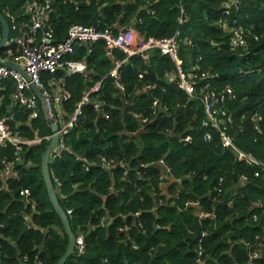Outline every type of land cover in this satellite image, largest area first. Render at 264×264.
<instances>
[{
    "label": "trees",
    "instance_id": "obj_1",
    "mask_svg": "<svg viewBox=\"0 0 264 264\" xmlns=\"http://www.w3.org/2000/svg\"><path fill=\"white\" fill-rule=\"evenodd\" d=\"M30 1L0 0V13L9 9L21 16ZM89 1L88 6L78 3L75 7L71 0L66 4L53 0L54 12L47 24L55 42H61L72 25L111 29L116 34V22L123 26L135 16L144 40L165 39L179 32L184 70L198 63L202 72L216 76L214 89H232L235 97L225 106L231 115L228 133L239 150L264 164V0H238V8L232 6L233 0H124V6L116 0H101L98 4L97 0ZM180 8L184 11L182 24L178 21ZM226 8L229 15L223 16ZM219 20L247 35L246 48L232 50L231 35L218 24ZM81 48L76 49L73 59L85 60L88 74L66 78L70 97L63 102V109L71 113L83 92L100 81L101 90L91 99L104 102L106 107L97 111L92 105L86 106L79 125L64 140L74 154L88 159L89 170L84 171L74 155L66 153L50 164L51 177L61 183L59 194L66 197L65 201L60 199V204L64 210H73L71 230L75 236L83 234L86 245L83 256L71 257L66 264H199L202 232L206 234L202 239V264H247L249 250L245 243L254 244L256 235L264 237V211L255 209L264 207V179L254 178V168L223 150L216 134L210 143L203 140L201 104L190 101L176 85L165 80V74L174 69L169 57L152 50L147 64L140 57L128 59L119 69L125 90L121 93L108 76L114 67L104 45L94 44L87 56L86 47ZM113 57L116 62L125 60L117 51ZM237 58L257 68L236 72L232 77H217ZM50 80L48 74L41 75L45 87ZM5 88V95L13 91L10 84ZM154 101L158 102L155 111ZM123 107L126 110L122 117ZM3 111L2 106L0 117ZM103 113L110 120H104ZM134 115L148 119L149 124L141 127ZM39 120L22 129V136L31 139L37 132L41 137V128L50 135L45 121ZM187 137L189 142H180ZM47 144L44 141L25 148L21 164L14 168V179L5 186L0 177V264H22L23 257L28 258V264H34L36 258L44 264H56L67 248L68 238L49 203L40 173ZM11 157L10 148H0V161H10ZM102 157L110 164L124 163L125 170L116 168L108 173L100 166ZM162 158L171 168L172 178L180 181L168 182L167 194L162 193L158 181L163 170L156 164ZM241 174L249 177L243 187L238 183ZM220 179L223 183L218 194L214 189ZM22 190L30 192L35 211L20 198ZM197 201L199 210L214 218L201 221L196 209L178 212L184 203ZM138 212L142 227H132L130 239L138 247L132 250L118 228L125 222L133 224L134 218L124 217ZM28 215L33 228H27L24 221ZM104 217L110 223L101 226ZM255 250L260 259L254 264H264V248Z\"/></svg>",
    "mask_w": 264,
    "mask_h": 264
},
{
    "label": "built area",
    "instance_id": "obj_2",
    "mask_svg": "<svg viewBox=\"0 0 264 264\" xmlns=\"http://www.w3.org/2000/svg\"><path fill=\"white\" fill-rule=\"evenodd\" d=\"M232 6L238 8V0L231 2ZM52 3L47 0H31L24 7L27 21L25 26L18 25L17 20L10 15L6 10V19L9 25V37L2 50V58L0 62H9L17 67L11 69L4 65H0V108L3 106L2 118L0 119V148L12 150L10 161H0V166L3 168L0 171V177L5 184L15 177L14 168L19 166L22 161L23 150L25 148L37 147L44 141L50 140L51 135L44 138L38 136L35 132L31 139H28L21 134V130L25 127L30 128L31 123L40 119L43 114L42 104L36 95L34 88L39 92L45 104L49 107L53 119L58 125V141L54 150L49 156L50 164L59 159L62 154H72L75 160L79 162L84 171H88L91 167L88 159L83 155L74 154L68 146L65 145V138L79 125L83 109L92 105L97 111L106 107L104 102L92 101L93 93H98L101 90L102 81L85 90L79 102L74 107L71 113H66L63 109V102L68 101L70 92L66 86V78L72 75H80L86 77L88 67L85 62L74 60L76 56L77 46L86 47V56L91 53L92 46L97 43L104 45V52L107 57H112L114 52H120L125 56V60L115 64L114 68L109 72V78L113 79L115 87L119 92L125 90L120 83L119 69L124 62L132 57H140L146 64L149 60V53L152 50H158L163 56L170 58L174 65L171 72L165 74V80L169 84H174L183 92L189 99L198 101L203 109L204 118L201 122V127L204 130L203 140L207 143L213 141V135L216 134L219 140V145L223 150L231 152L237 161L243 162L246 166L254 168L253 177L256 179H264V164L257 161L252 155L239 150L233 143L232 138L228 133L231 123V115L226 110V103L234 99V94L231 88L227 87L221 92L213 88V80L216 76L202 72L199 64L192 65V69L184 70L180 61L179 51V32L165 39L148 38L140 42L135 41L134 31L131 29L119 33H113L111 29L99 30L96 27H84L81 25H72L67 32L66 37L61 42H55L53 39V31L48 26V11L51 9ZM229 8L224 9L223 16H228ZM184 20V11L180 8L179 23ZM218 24L223 27L230 36V47L232 50L246 48L247 35L239 32L236 28H228L226 22L221 20ZM256 39V38H255ZM243 64V63H242ZM201 71V72H200ZM239 74L248 71L237 69ZM43 73L51 76V80L47 87L41 81ZM56 75H58L56 77ZM10 84L13 87L11 95V103L9 106H4L7 96L5 85ZM149 89V87H146ZM158 102L154 101L152 109L155 111ZM141 127L149 124L148 119L141 115H134ZM104 120H110L108 114L103 113L101 116ZM47 125V124H46ZM169 133V131H167ZM190 137L180 140V142H189ZM30 165V164H29ZM158 167L163 170L158 181L161 185H165L172 178L171 168L167 166L165 158L157 162ZM31 166V165H30ZM100 166L108 173L116 168L125 170V164L118 162L116 165L110 164L105 158L100 159ZM141 168H145L141 166ZM127 175L126 171L123 173ZM141 179V177H138ZM53 184L58 192V198L65 201L66 197L60 193L61 183L55 178H52ZM180 181H178L179 183ZM223 179H220L217 187L214 189L218 194L221 193ZM240 187L246 186L249 183V177L241 174L238 177ZM112 188H110L111 190ZM163 192V190H162ZM22 201L30 207L31 211H35L34 204L30 202V192L22 190L20 192ZM161 202V201H160ZM161 204V203H160ZM200 202L184 203L180 209L181 212L189 209L198 211V218L202 221L207 218H214V215L205 211H200ZM255 206V205H254ZM255 209L264 211L262 205L256 206ZM179 210V209H178ZM67 217L70 219L73 213L71 208L64 210ZM140 212L129 214L134 218V223L129 225L126 222L118 228V232L126 236V242L131 244L132 250H137L138 247L130 239L132 227L141 228L142 224L139 220ZM256 220V215L253 216ZM27 228H33L30 225V215L24 217ZM110 219L104 217L101 226L109 224ZM1 227V226H0ZM40 233H44L42 230ZM264 234V229L262 230ZM205 232L201 233L199 238V248L197 251L198 263L202 264L201 257L203 254L202 239L205 237ZM264 237L256 235L254 244L245 243L249 250L247 264H254L255 260L260 259V254L256 248H264ZM84 235L79 233L75 236V245L72 257L79 258L85 253ZM22 264H28V258H22ZM34 264H44L36 258Z\"/></svg>",
    "mask_w": 264,
    "mask_h": 264
},
{
    "label": "water",
    "instance_id": "obj_3",
    "mask_svg": "<svg viewBox=\"0 0 264 264\" xmlns=\"http://www.w3.org/2000/svg\"><path fill=\"white\" fill-rule=\"evenodd\" d=\"M0 27H1V31H2V35L0 38V50H2L4 48L7 40H8V37H9V25L1 13H0ZM124 30H122V31H124ZM0 65H4V66L11 68V69H17L16 66H14L13 64H11L9 62H4V63L0 62ZM238 68L241 70L249 71L252 69H256L257 66L244 65V64H242V59L237 58L235 63L232 65V67H230L229 69L225 70L224 72L218 74L217 77H232L235 75ZM34 90H35L36 95L38 96V98L42 104V108H43V112H44V121L47 124V127H48V129L50 131V135H51L50 140H49L47 146L45 147L44 152L42 153V156H41L40 173L42 176V180H43V183L45 186V190H46V193L48 196L49 203L51 204L56 216L60 220L63 231L68 238V245H67V248L65 250V253L57 261L56 264H66L68 259H70L72 257V253H73L74 245H75V235L71 230L69 218L67 217L64 209L62 208V206L60 204V201L58 198V192H57V190L53 184L52 177L50 174V162H49V156H50L52 150H54V148L56 147V144L58 141V134H57L58 125H57L56 121L53 119V116H52V113H51L49 107L45 104V102L41 98L39 92L35 88H34ZM189 100L192 101L191 99H189ZM125 110H126V107H123L120 111L122 117L124 115Z\"/></svg>",
    "mask_w": 264,
    "mask_h": 264
},
{
    "label": "crops",
    "instance_id": "obj_4",
    "mask_svg": "<svg viewBox=\"0 0 264 264\" xmlns=\"http://www.w3.org/2000/svg\"><path fill=\"white\" fill-rule=\"evenodd\" d=\"M49 3H52V5H51V9L48 11V14L50 15L51 13H53L54 12V6H53V4H54V2H53V0H47ZM62 1V3L63 4H66V2H67V0H61ZM80 2H77V1H75V0H71V2L75 5V7H77L78 6V3H80L81 5L82 4H89V0H79ZM101 0H97V2H96V4H98L99 2H100ZM116 4H119V5H122V6H124L125 5V3H126V1H124V0H122L121 2L120 1H118V0H116V2H115ZM88 6V5H87ZM144 10H146V9H148V8H143ZM6 10L7 9H5L4 10V14H2V15H5L6 16ZM101 10H102V6L101 7H99L98 8V13L100 14V12H101ZM8 11H9V13H10V15L11 16H13L16 20H17V23H18V25H22V26H25L26 25V22L25 21H27V15L25 14V8H23V13L21 14V16H16L15 14H13L9 9H8ZM48 15V16H49ZM23 16V17H22ZM24 16H26L25 17V19H24ZM136 19H137V16H135L128 24H126V25H123V26H121V25H119V21L118 22H116V26L114 27V30L116 31V33H119V32H123L122 30H128V29H131V30H133L134 31V34H135V41L136 42H140V41H142V40H144V38L139 34V32H138V30H137V27H136V23H137V21H136ZM122 29V30H121ZM124 30V31H125ZM81 47H85V46H77V48H79V49H82ZM76 48V49H77ZM3 50V49H2ZM2 50H0V51H2ZM79 51V50H78ZM103 52V51H102ZM103 55H104V53H103ZM105 56V55H104ZM76 57V56H75ZM75 57H73V58H75ZM0 58H2V56L0 57ZM109 58V60H110V62L113 64V67L115 66V64L116 63H118V62H116L115 61V59H114V57L112 58V57H108ZM76 59V58H75ZM11 94H9L8 96H7V98H6V101H8V103H6L4 106H9V104L11 103V98H9V96H10ZM160 168V167H159ZM168 182L170 183V182H177L178 183V181L177 180H174V178H171V179H169L168 181H167V183L165 184V185H160L161 186V189L163 190V192L162 193H164V192H166V194L168 193V190H167V187H168ZM180 183V182H179ZM173 203H171V207H173V205H172ZM167 206V205H166ZM178 212H181L180 211V208H179V210H178Z\"/></svg>",
    "mask_w": 264,
    "mask_h": 264
},
{
    "label": "rangeland",
    "instance_id": "obj_5",
    "mask_svg": "<svg viewBox=\"0 0 264 264\" xmlns=\"http://www.w3.org/2000/svg\"><path fill=\"white\" fill-rule=\"evenodd\" d=\"M42 116H43V114L41 115L40 120H39L38 122H43V121H44V120H43V119H44V116H43V117H42ZM41 131H42V133H43V134H41V137H42V138L48 136V135H47L48 132L46 133V131L44 130V128H41ZM177 181H179V180H177Z\"/></svg>",
    "mask_w": 264,
    "mask_h": 264
}]
</instances>
